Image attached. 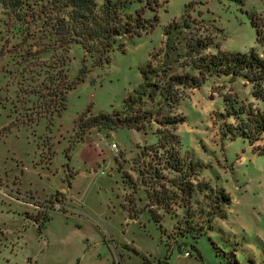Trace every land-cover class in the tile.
Wrapping results in <instances>:
<instances>
[{
    "label": "rangeland",
    "instance_id": "rangeland-1",
    "mask_svg": "<svg viewBox=\"0 0 264 264\" xmlns=\"http://www.w3.org/2000/svg\"><path fill=\"white\" fill-rule=\"evenodd\" d=\"M130 1L127 12H133L146 3V0ZM149 1L151 5L155 3L158 5L154 11L146 8L143 15L152 18L157 14L154 26L142 31L139 36L120 38L119 46L113 48L106 63L93 64L92 57L88 56L85 60L87 70L84 79L68 91L66 107L59 115L54 116L50 122L43 118L30 127L12 125L13 128L6 132L1 147L2 151H6L3 163L6 165L7 173L0 175V247L6 242L8 247L10 246L8 243L10 239L6 241L2 237L11 234L8 228L21 231L22 218L33 212L29 205L42 206L50 212L52 202L57 200L61 204L60 211L75 212L64 207L65 201L60 193L44 196L59 182V178L54 175V168L50 167L48 170V161L54 153L51 147L56 141L66 139L68 141L64 151L66 154L75 146L77 148L69 167H64L65 177L68 179L74 171L78 173L69 184L64 182V188L71 194V204L80 209L79 216L85 221L75 226L73 223L66 230L62 222L54 218L46 231L49 237L67 234L80 238L88 234L92 238L103 233L107 238L111 236L117 244L125 240L133 241L139 248L152 255L161 254L159 252L162 250V256L166 252L164 245H170L171 264H197L194 258L182 255L183 249L190 250L189 245L192 243L190 237L193 231L185 238L179 236L177 238L174 235L175 227L177 224L183 226L186 220H190V223L201 227L202 231L205 230L206 235L217 239L218 236L208 230L205 213L212 205H216L215 197L221 194L223 188L230 195V203L217 210L216 214L227 211L231 205L233 212H226L225 219H211V228L225 232L231 229L236 238L239 237L238 230L244 228L250 234L251 243L257 247L255 262L264 264V154L256 155V149L253 148L256 145L261 146L264 140L253 145H249L241 138L231 140L226 131V123L232 122L233 119L222 115L224 113L222 94L235 93L241 99L247 97L253 100L249 95L250 84H246L244 79L209 76L199 87L187 89L184 97L175 104L173 112L185 118V121L178 124L174 130L180 141L179 155L185 163L192 161L198 165L195 167L197 175L193 184L207 185L211 190L197 192L196 187L186 204L178 198L171 212L162 216L159 221L161 226L151 220L147 210L138 213L136 218L129 217L128 207L138 212L142 211L140 209L147 198L142 185H139L137 191H133L123 181L126 179V173L132 177L136 176L133 166H136L139 153L142 148L157 142L159 136L157 131L161 126L156 121H151L145 131L93 127L82 133L79 125L83 120L79 121V124L74 122L78 113L87 107L91 113L122 109L123 99L141 80L139 68L148 59L152 61L159 59L160 55L150 57L149 53L157 52L165 41L163 28L168 23H177L179 27L176 30L179 32L177 38L172 39L173 43H183L189 37H208L212 41L207 48L209 52H216L218 49L244 52L250 47H255L264 58V45L256 42L255 28L250 22L251 14L264 16V0ZM6 19V13L0 8V111L7 114L10 122L18 116L17 112L23 111L34 98H31L30 102L21 100L15 103L17 77L9 70L16 69L18 65L8 53L1 51L9 48L12 43H20L23 34L15 25L6 30L7 25L4 24ZM69 55L68 78L73 80L81 66L83 50L79 44H74ZM158 101L157 97L155 102ZM153 109L156 111L155 119H161V115L168 112L164 104ZM111 143L116 144V149L110 147ZM78 147L84 148L80 158ZM89 150L92 151L91 154L98 153L105 157L103 159L107 162L103 163V169L106 174L95 173L100 172L101 165L94 164L95 158L92 156L89 159L84 157ZM63 155V153L58 155L57 162L63 160ZM18 159L22 160L24 171L20 182L16 183L18 178L14 175L19 176V168L16 166V162L20 163ZM31 160L34 161V166ZM91 165L92 168L89 170ZM25 166L28 169H25ZM170 175L173 176L174 173ZM36 195L44 198L37 201ZM187 205H190V208ZM200 207L205 209L204 214L199 211ZM48 211L40 213L38 223L43 222L45 216L50 217ZM76 215L77 213L68 219L72 222ZM241 233L245 234L244 231ZM256 235L261 238L263 246L257 242ZM239 240L241 243V237ZM179 241H184V244ZM198 247L204 263L213 264L216 251L207 237L199 239ZM220 264H226L222 257Z\"/></svg>",
    "mask_w": 264,
    "mask_h": 264
},
{
    "label": "trees",
    "instance_id": "trees-1",
    "mask_svg": "<svg viewBox=\"0 0 264 264\" xmlns=\"http://www.w3.org/2000/svg\"><path fill=\"white\" fill-rule=\"evenodd\" d=\"M130 3V0H0V8L7 15L4 22L6 30L15 25L23 34L20 43H12L1 51L8 53L18 65L16 69L9 70L17 77L15 103L34 98L29 101L30 105L24 110L22 108L23 111L17 112L18 116L10 121L7 129L12 125L30 127L43 118L48 122L53 120L65 109L68 91L83 81L88 56L92 57L93 64L106 63L113 48L119 46L120 38L139 36L142 31L154 26L157 14L152 18L143 14L146 8L154 11L158 3L151 5L146 0L145 5L127 12ZM250 22L255 28L256 42L264 45V16L251 14ZM178 28L173 22L163 28L165 41L157 52L149 53L150 57L160 55L159 59H148L139 68L141 80L123 99L122 109L91 113L87 107L74 119L75 124L83 120L79 125L82 133L93 127L145 131L151 121L161 126L157 131V142L141 149L138 164L133 166L136 176L126 173V179H123L133 191L142 185L147 198L139 212L125 205L129 209V217L136 218L138 213L147 210L151 220L159 226L164 213L171 212L178 198L186 204L196 187L197 192L211 190L207 185L193 184L198 165L192 161L185 163L178 152L180 141L174 130L185 118L173 109L187 89L199 87L213 75L241 77L246 84H250L249 95L253 100L247 97L241 99L235 93L221 95L224 104L222 115L233 119L226 123V131L231 140L241 138L249 145L262 140L264 134V58L256 48L250 47L244 52L222 49L209 52L207 48L212 41L208 37H189L184 38L183 43H173L172 39L177 38L179 33L176 31ZM74 44L80 45L83 56L75 78L70 80L69 52ZM157 97L159 101L155 102ZM160 104H164L168 112L162 114L161 119H155L153 108ZM253 148L256 149L255 154H264V144ZM229 203L230 195L221 188V194L215 197L216 205H212L206 213L204 208H199L202 214H206L208 229L211 228V219L225 217L224 211L216 212ZM187 206L190 208V205ZM49 218L45 216L44 221L38 224L39 232ZM186 221L183 226L176 225L174 235L177 238H185L193 231L190 237L193 243L206 234L201 227ZM209 240L226 264H244L236 257L234 247L221 250ZM180 243L184 244V241ZM192 243L190 248L200 259L199 251ZM165 246L166 252L157 264H167L172 246ZM131 250L141 257L144 264H151L144 255Z\"/></svg>",
    "mask_w": 264,
    "mask_h": 264
},
{
    "label": "crops",
    "instance_id": "crops-1",
    "mask_svg": "<svg viewBox=\"0 0 264 264\" xmlns=\"http://www.w3.org/2000/svg\"><path fill=\"white\" fill-rule=\"evenodd\" d=\"M9 123L10 122L8 121L7 114L2 113L0 111V175L3 173H7L6 165L3 163V159L5 158L6 151H2L1 147L3 145V140L6 138L7 135L6 132H9V129H7ZM13 126L10 127V129H12ZM262 140H264V134ZM66 142H68L66 139L65 140L61 139L60 141L59 140L56 141L55 145L51 147V149L52 148L54 149V153L52 154L51 158L48 161V166H49L48 170L50 167L54 168V175L59 178V182L55 184L52 191H50L48 194H45L44 196H47L49 194L60 193L61 198L63 199V201H65L63 203L65 204L64 207L68 209H73L75 212L72 213L69 210L63 212L60 210L56 211L52 209L49 212L48 211L49 209L44 207L42 208V206H40L39 208L37 207L36 209L31 207L33 212L29 213L28 216H25L24 219L22 218V222L20 223L21 231L16 229L13 230V228H8L11 234L9 236L2 235L3 239H5L6 241L7 239H10V242H8L10 246L8 247V244L6 242L5 245L0 247V258H1L0 264H144L141 257L139 255L134 254L131 249H135L139 254L144 255L151 264H157L158 259H161L163 257L162 250L159 252L161 254L152 255L150 254V252L139 248V246H137V244H135L133 241L130 242L128 240H125L117 244L115 240H112L111 236L107 238L106 236L103 235V233H101L100 235L96 234V237H92V238H90L88 234L80 238L69 236L67 234H61L53 237H49L47 235L46 231L48 229V226H50V223L52 222V220H54V218H57V220L62 222V226L66 228V230L69 229L73 223L75 226V224L78 225L80 224V222L85 221V219L80 218L79 216V213H81L80 209L71 204L70 202L71 194H69L68 193L69 191L64 188V182L66 181L69 184L70 181H72V179H74L75 175H77L78 173L77 171H74V173L71 176H69L68 179L67 177H65L66 175H65L64 167L67 168L69 167L70 160L72 159L73 153H75V149L77 148L75 146V148L72 151H70L69 154H66L64 152L66 147ZM78 152L80 158L82 156V153L84 152V148H79ZM91 152L92 151L89 150L88 154H85L84 157H86V159H89V157L92 156L93 159L95 158L94 164L101 165L100 170L103 169L104 166L103 163L107 162V160L103 159L105 157H103V155H100L98 153L97 155L95 153H94L95 155L91 154ZM62 153L64 154L63 160L57 162L58 155ZM18 160L20 161V163L18 164L16 162V166L17 168H19V173H18L19 176L14 175L15 178H18L16 183L20 182L19 181L20 177L22 176L24 171L22 160L21 159ZM31 164L32 165L34 164L33 160H31ZM92 165L89 168V170H91ZM25 169H28L27 166H25ZM95 173L106 174L105 170L104 173H100V172H95ZM44 196L39 197L36 195L37 201L44 198ZM55 199L56 198H54V200ZM226 210L227 211H225V217L223 218L215 217V219H225L227 217L226 212L228 211L233 212L232 205ZM47 211L49 212L48 214L50 215V218L44 223L43 228L39 232L38 230L39 223L37 222V220L41 212L47 213ZM75 213H77L76 215L77 219L75 218L74 221L71 222L68 219V217H70L71 215H75ZM208 230L214 232V234L218 236V238L216 239L213 236L209 237L206 234L203 236L207 237L208 240L209 238L210 239L212 238L211 240L214 241L221 250L226 251L229 248L234 247L236 249L235 250L236 257L239 258L244 264H257L254 259L255 257L254 255L256 252L255 250H257V247L256 245L251 243L250 241L251 237H249L250 234H248L244 230V228H240L238 230V234H239V235L237 234L239 236L238 238H236L237 236L233 233V230L231 229H229L227 232L222 231L220 229H215L214 227ZM243 231L245 232V234L241 233ZM203 236H200L192 243L198 249L201 258L199 259L196 256L195 252L191 250L190 245H189V249L194 253L193 254L191 253L190 256H186L188 258H194L197 261V264H205L203 260V256L200 252V248L198 247V241ZM240 237L242 239L241 243H240L241 240H239ZM13 238L15 239L14 243H13ZM256 238H257V242L263 246L261 238L258 235H256ZM160 241H161V237H160ZM238 245L240 246V248H238ZM249 246L253 249H251ZM165 247L166 246L164 245L163 248L165 249ZM244 247L249 248V250L247 251L246 250L247 248L245 249ZM184 250L185 249H183V251ZM221 257L222 255H220L219 253L214 254L213 264H220ZM171 261H172V252H171V256L167 261V264H171Z\"/></svg>",
    "mask_w": 264,
    "mask_h": 264
},
{
    "label": "built area",
    "instance_id": "built-area-1",
    "mask_svg": "<svg viewBox=\"0 0 264 264\" xmlns=\"http://www.w3.org/2000/svg\"><path fill=\"white\" fill-rule=\"evenodd\" d=\"M110 147L112 148V149H116V144L115 143H111L110 144ZM100 173H104V169H101L100 170ZM60 202H58L57 200L56 201H54V202H52V210H59L60 209ZM29 206H31V207H33V208H39L40 206H38V205H29ZM43 208V207H42ZM191 250H184L183 251V255L184 256H190L191 255Z\"/></svg>",
    "mask_w": 264,
    "mask_h": 264
}]
</instances>
